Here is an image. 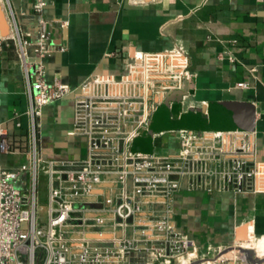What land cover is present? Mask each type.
Returning <instances> with one entry per match:
<instances>
[{"label": "built area", "instance_id": "obj_1", "mask_svg": "<svg viewBox=\"0 0 264 264\" xmlns=\"http://www.w3.org/2000/svg\"><path fill=\"white\" fill-rule=\"evenodd\" d=\"M47 6V0H32L27 13L12 0H0V49L17 52L29 121L26 162L0 167V264H254L237 245L228 252H199L175 221L181 191L250 196L264 190V163L253 134L172 130L180 135L177 154L133 150L167 99L186 97L184 83L195 76L188 52L179 46L138 51L120 78L97 74L78 87L60 77L49 81L47 61L63 49L52 42L50 28L57 23L45 17ZM70 96L69 135L83 141V154L46 156L44 108ZM0 139L3 151L14 153L1 124ZM42 177L48 188L45 220Z\"/></svg>", "mask_w": 264, "mask_h": 264}, {"label": "crops", "instance_id": "obj_2", "mask_svg": "<svg viewBox=\"0 0 264 264\" xmlns=\"http://www.w3.org/2000/svg\"><path fill=\"white\" fill-rule=\"evenodd\" d=\"M45 17L58 51L47 61V77L72 87L97 74L127 72L138 51L179 46L189 55L193 78L169 107L156 113L147 135L133 150L175 155L181 129L244 131L253 134L264 163V0H47ZM32 12V0H12ZM67 21V27L60 23ZM238 83H246L239 87ZM74 97L44 108L42 148L46 156L80 157L83 141L69 135ZM28 97L14 47L0 49V124L14 153L1 147L0 167L26 162ZM22 122V128L16 121ZM154 137V134L162 133ZM176 224L201 253L213 252L248 237L264 236V190L250 196L181 191L175 196ZM253 239V240H252ZM238 245V244H237ZM242 245V244H241ZM264 259V257H261Z\"/></svg>", "mask_w": 264, "mask_h": 264}, {"label": "rangeland", "instance_id": "obj_3", "mask_svg": "<svg viewBox=\"0 0 264 264\" xmlns=\"http://www.w3.org/2000/svg\"><path fill=\"white\" fill-rule=\"evenodd\" d=\"M39 196H40V204H41V206H43V211L41 213V217L43 220H45L46 219V210L48 208V188H47L46 179L44 177L41 178ZM250 240L251 239L248 237L247 242H245L243 240H242L243 241L242 242L240 240V242L236 241L230 246H225V247H228L225 252H228V251L233 250V249H237V247H234L237 244L238 245H241V244L242 245H249ZM239 249H241V248H239ZM201 255L202 254H200V256Z\"/></svg>", "mask_w": 264, "mask_h": 264}, {"label": "bare ground", "instance_id": "obj_4", "mask_svg": "<svg viewBox=\"0 0 264 264\" xmlns=\"http://www.w3.org/2000/svg\"><path fill=\"white\" fill-rule=\"evenodd\" d=\"M243 241L247 242V238L243 239ZM251 243L252 247L250 245H237V247L253 249L259 258L264 257V236L257 238V240Z\"/></svg>", "mask_w": 264, "mask_h": 264}, {"label": "water", "instance_id": "obj_5", "mask_svg": "<svg viewBox=\"0 0 264 264\" xmlns=\"http://www.w3.org/2000/svg\"><path fill=\"white\" fill-rule=\"evenodd\" d=\"M175 98V95L169 97L165 104L163 105L164 108L169 107L170 101H173ZM241 251L246 255L247 259L254 264H262L264 263V259H260L256 256V253L253 249H246V248H241Z\"/></svg>", "mask_w": 264, "mask_h": 264}]
</instances>
